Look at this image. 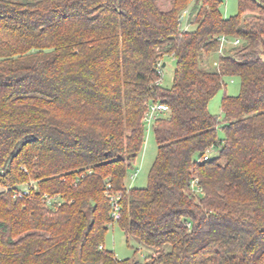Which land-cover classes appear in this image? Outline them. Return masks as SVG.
I'll use <instances>...</instances> for the list:
<instances>
[{
  "label": "trees",
  "instance_id": "1",
  "mask_svg": "<svg viewBox=\"0 0 264 264\" xmlns=\"http://www.w3.org/2000/svg\"><path fill=\"white\" fill-rule=\"evenodd\" d=\"M221 4L0 0V264H264V0ZM152 102L147 185L126 187ZM109 194L144 262L104 247Z\"/></svg>",
  "mask_w": 264,
  "mask_h": 264
},
{
  "label": "rangeland",
  "instance_id": "2",
  "mask_svg": "<svg viewBox=\"0 0 264 264\" xmlns=\"http://www.w3.org/2000/svg\"><path fill=\"white\" fill-rule=\"evenodd\" d=\"M162 1V0H161ZM221 13L224 16L232 15L237 13L238 6L237 0H222ZM232 44L231 42H226L223 44L225 47ZM219 56V51L213 52L208 57L209 67H214L217 64V59ZM164 66L161 68L160 84L163 87H169L172 82L173 70H174V59L172 55H165L162 59ZM240 90V81L237 76H227L225 77V87L220 89L208 103V110L222 119L221 115V99L224 93L228 95H236ZM219 136L223 133L218 129ZM157 151V144L153 134V129L151 127L145 128L144 143L141 151L139 152L137 158L135 159L132 166L128 169L127 174L124 178V184L126 187H145L147 185V176L149 168L155 158ZM212 156L216 155L217 152L212 150L209 152ZM136 172V176L132 179L130 175ZM105 248L113 250L118 258L134 259L137 261L144 262L147 255L151 254L152 249L144 247L138 240L129 236L126 237L122 229L117 222L112 223L109 227L103 241Z\"/></svg>",
  "mask_w": 264,
  "mask_h": 264
},
{
  "label": "built area",
  "instance_id": "3",
  "mask_svg": "<svg viewBox=\"0 0 264 264\" xmlns=\"http://www.w3.org/2000/svg\"><path fill=\"white\" fill-rule=\"evenodd\" d=\"M160 82V80H159ZM169 108L166 104L162 102H152L149 104L148 109L143 115V122L145 123L146 127H151L153 122L162 114L168 112ZM208 158V153L204 155L203 159ZM136 176V172H133L130 175V178H134ZM34 187L33 183L30 182L24 186H22L20 189H17L15 191L16 194H28L30 190ZM119 195L118 194H109V201L111 203V211H110V216H111V221L110 225L112 223L116 222L120 218V202H119ZM44 199L47 202V204H51L53 201H56L59 199V196H52L45 194Z\"/></svg>",
  "mask_w": 264,
  "mask_h": 264
},
{
  "label": "water",
  "instance_id": "4",
  "mask_svg": "<svg viewBox=\"0 0 264 264\" xmlns=\"http://www.w3.org/2000/svg\"><path fill=\"white\" fill-rule=\"evenodd\" d=\"M164 65V63L162 64V66Z\"/></svg>",
  "mask_w": 264,
  "mask_h": 264
}]
</instances>
